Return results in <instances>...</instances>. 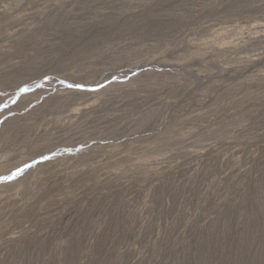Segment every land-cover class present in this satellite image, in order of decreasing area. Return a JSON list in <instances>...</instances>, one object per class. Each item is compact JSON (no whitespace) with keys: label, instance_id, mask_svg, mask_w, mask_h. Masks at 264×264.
<instances>
[{"label":"rangeland","instance_id":"1","mask_svg":"<svg viewBox=\"0 0 264 264\" xmlns=\"http://www.w3.org/2000/svg\"><path fill=\"white\" fill-rule=\"evenodd\" d=\"M0 264H264V0H0Z\"/></svg>","mask_w":264,"mask_h":264}]
</instances>
